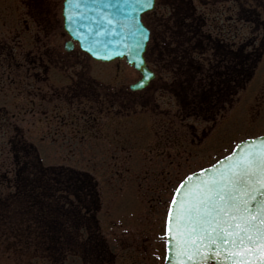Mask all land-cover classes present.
<instances>
[{"label": "snow or ice", "instance_id": "snow-or-ice-1", "mask_svg": "<svg viewBox=\"0 0 264 264\" xmlns=\"http://www.w3.org/2000/svg\"><path fill=\"white\" fill-rule=\"evenodd\" d=\"M186 3L187 0H65L64 26L71 36L67 47H73L74 39L98 60L128 58L142 73L135 86L143 90L159 71L148 68L144 55L154 29L144 23L143 14L155 13L157 4L171 5L173 11L161 19L176 39L179 47L174 51L179 55L161 67L173 74L172 87L181 95L185 115L198 114L197 84L202 81L197 74H206V62L215 67L216 61L229 53L212 52L211 45L202 47L196 42L203 40V33L198 32V18L185 10ZM241 23L242 20L233 25L237 34ZM82 92L89 95L86 88ZM140 100L147 103L143 97ZM79 107L83 110L82 103ZM183 168L180 165L174 174L165 175L169 199L161 236L164 255L156 258L163 264H264V136L236 137L215 158L209 154L205 163L194 167L189 163L187 170L181 171ZM41 179L37 175L33 184ZM18 195L22 203L28 204L32 217L42 221L43 208H37L28 193ZM82 222H76L77 231L71 235L74 243L87 245L90 239L79 231Z\"/></svg>", "mask_w": 264, "mask_h": 264}, {"label": "rangeland", "instance_id": "rangeland-1", "mask_svg": "<svg viewBox=\"0 0 264 264\" xmlns=\"http://www.w3.org/2000/svg\"><path fill=\"white\" fill-rule=\"evenodd\" d=\"M195 3L196 5H199V1H196ZM202 3L205 2L203 1ZM257 4H260L258 0H252V3L248 4V6H245L244 9L241 10L239 9L238 4V6L233 4V8H229L231 3L216 2L215 4H203L201 5L200 10L203 12L204 16L210 20L214 18L215 20L226 22L229 13H233L234 16L248 20L253 15V13H251L252 7H258ZM259 10L263 11L261 15V17H263L264 8L260 7ZM156 11L158 14H155V17H161V13L168 14L171 11V8L166 7V4H158ZM254 15L256 14L254 13ZM218 17L221 20L218 19ZM148 21L149 19L147 22ZM241 24L245 25L246 22H242ZM152 25H154L155 31H157L154 22ZM248 26L250 27L249 24ZM207 29L209 31H214L212 26H207ZM246 29L250 32V28ZM245 33L246 32H242L241 35L244 36ZM248 35L250 37V33ZM14 50L16 55L18 52L19 55H22L23 52L25 53L29 48L17 47L14 48ZM26 56L27 58H30V55L27 54ZM12 63L13 64L7 68L6 63L3 65L0 62V114L3 115L2 112H5V110L8 112L9 124V128H7V125H2L0 122V195H7L8 193L11 194L14 192L13 188L10 186L11 180L15 177L14 168L17 169L18 165L23 162V154L27 149L23 147V149H19L17 152L11 148L13 147L11 144L17 142L11 141L13 136L16 137L14 133H16L17 130H21L24 132L25 140L33 141L36 144L44 165L66 164L82 170H89L94 174L93 176L97 184L96 188H98L99 191V199L101 200V205L103 204L100 207L98 214V218L102 225L100 234L108 239L107 242L109 246L118 247L119 245L116 242L122 240L128 244H132V241H137L138 238L135 236L134 232L136 224L130 221V217L134 218L135 216H140L143 225L146 223L148 227L152 226L151 232L149 230L150 236L148 240L144 242V238H142L140 242L142 249H148L147 251H144L148 256L145 264H160L162 261L161 259L156 258L157 255L161 257L164 255V242L162 244V240H160L158 233L163 232L164 217L167 211L166 202L169 199V193L165 191L164 188L166 183L165 172L158 173L159 175L151 173L150 175L145 176V179H142L141 177V180L139 179V175L136 176L133 174V170L140 169L144 163V166L153 168V164L158 163L157 158H159L156 157V152L165 150V160L167 161L166 169H169V173L174 174L180 165H184V168L180 169L181 171H184L187 170L189 163H191L193 167L197 164L205 163L209 158V154L215 158L220 155L221 151L226 150L232 139L236 137L264 133L263 63L260 71L255 74V77L252 79L247 89L240 94L232 106L223 114V116L220 117L221 120L215 122L214 125L216 127H214L210 135L212 146H208L205 142L202 144L204 145L203 147L201 145L200 152L197 155H194V152H192L195 149V145L193 146L187 142L190 139L188 131H194L193 128H195L197 134H200L201 130L205 129V135H207V131L210 130V123L206 124L201 120L190 118L188 121L193 123V127H188V129L185 130V126L183 127L179 123V117L172 116L170 111L168 115L167 113L160 115L162 112L161 108L163 111H165L166 108H171L172 111L176 109L174 107L175 100L170 98L171 95L167 92L161 90L153 91L152 88L146 92H138L133 94L134 97L139 98L141 96L143 99L147 100V103H139L138 100L135 104H125L122 107L124 110H135L136 108L141 109L144 107L146 109L145 111L148 110V113H145L144 115H134L129 118L116 117V119L109 114L108 117L106 113L105 115H102L99 122L105 124L104 128L105 134L108 136L107 139H109V136L114 132V126L118 125L116 124L117 121L123 122L121 126L131 125L132 122L130 121H137L139 124H141L140 122L142 121L147 123L146 125L151 122V124L154 125L153 129L160 130V132L165 130L163 121L170 118L172 122L175 123V125H173L174 127L169 129V132L171 137L174 136L177 139L173 141L175 142L176 149L181 153H177L176 150L172 149H163V143L162 145L160 144L161 147L156 144L157 135L154 132L153 135L146 130L143 132H134L131 128L124 129L121 127L122 131L125 132V134H123L125 135L124 137H127L129 140L125 144L126 149L118 150L122 154H120L121 159L119 160V163L116 164L109 155L112 151L109 146L112 145L103 144L98 139L83 138L81 136L69 140L62 134V129L58 123V121L61 120H55V118L51 120L50 117H40L39 110L41 108L46 109L48 115L51 116L56 114V112L54 109H51L49 104L43 102L41 105L38 99L37 101L35 100L37 95V82L31 75L34 72L33 65ZM61 69L63 70V67ZM64 72L70 73L71 70H64ZM91 72L97 80L101 82L105 81L106 86H108L107 83H110V87H118V93L123 92L124 88L128 87L129 83L138 78L137 73H135L134 70L124 61L116 63L95 61L92 63ZM53 78L51 72L50 81H53ZM62 80L64 81V78ZM120 88L122 89L120 90ZM152 103H158L160 107L154 109L155 107ZM63 110L62 113H67V116H65L64 119L66 120V123H68L70 122V116L72 113L66 111L65 108H63ZM40 126L45 127L48 130L47 132L51 133L57 130L58 132L53 133L56 137L53 139L48 134L44 138L39 131ZM134 141H138V143L133 144ZM141 142L143 144H140ZM26 143L28 142H18L17 144L21 145ZM178 143H183L184 148L182 149L181 145L178 146ZM147 151L153 155L149 159V164H146L148 156L143 154ZM129 153H132L133 157H128ZM136 153H138V156ZM18 155L21 157H18ZM135 158L137 159V163L134 161ZM171 161L173 162L171 163ZM139 182H141L142 185L138 187L136 186V183ZM148 185L159 186L160 189L164 190V193L160 192V195H164L165 203L157 206L151 205L149 207L144 205L137 210V207H134V204L136 203V192L128 190V188L131 186L134 188L136 186V190L143 195L144 199L145 196H147L146 199H150V196L158 195L159 190L156 192H145ZM112 189L115 190V192H111ZM114 196H116V202H110L111 205L107 204L106 200L112 199ZM109 217H113L114 219H109ZM8 218L10 220L13 218L14 221L16 216L9 215ZM22 229L24 228H20L18 231H22ZM14 234L15 232L11 230L10 224H7V226H0V264H31L32 260L28 255L32 252L31 248L29 250L24 249L20 253L10 252L6 254L5 251L9 247L8 245L14 241L12 237ZM14 246L15 245H13L11 249L19 250V248H15L16 246ZM39 260L40 261L36 259V264H51L48 260ZM59 264H61V261Z\"/></svg>", "mask_w": 264, "mask_h": 264}, {"label": "flooded vegetation", "instance_id": "flooded-vegetation-1", "mask_svg": "<svg viewBox=\"0 0 264 264\" xmlns=\"http://www.w3.org/2000/svg\"><path fill=\"white\" fill-rule=\"evenodd\" d=\"M62 4L63 0H0V54H3L4 49L9 47H29L33 49V52H28L31 57L30 60H24L21 57L18 62L34 64V76L37 82L36 96L39 103L42 105L43 102H46L51 108L56 109L62 106L61 102L81 101L83 110L78 132L82 131L81 135L86 137V133L89 134L90 129H94V124L98 121L106 100L110 99L105 89L87 87L88 83L84 68L82 72H77L75 77L73 73L68 75L72 82L67 84L66 87H62L58 92L48 82L47 72L50 68L84 62L79 54L76 53L77 55H75V53L67 52L64 49L69 41V36L63 26ZM72 44L74 49L79 47L76 41H73ZM7 58L9 57L5 55L1 61L7 62ZM85 88L89 90V95L83 94L82 89ZM113 95H115V100L122 99V97L120 98L121 93ZM125 101L135 102L137 100L136 98H131V100L128 98ZM90 105L92 107H89ZM73 107L72 103L66 110L72 111ZM41 111H45V109L41 108ZM117 113L121 115L122 109H118ZM42 114L45 115V113ZM123 115L126 116L129 113ZM116 124L118 125L114 126L111 138L114 142H120L124 131L121 129V121H117ZM124 128H131L134 132L147 130V127L142 124L140 126H124ZM162 141L165 143L172 141L170 132L162 138ZM194 141V139H191L190 143L193 145ZM177 153L181 152L178 151ZM166 168L167 161L163 160L161 164L154 163L153 169L150 171L148 169V171L152 174L155 173V175L164 172L167 174L169 171H165ZM144 170V174L147 175V169ZM157 190H159L158 195L145 199L147 203L145 205L157 206L165 203L164 198L160 195V192L162 193L164 190L160 189L159 186L148 185L145 192H156ZM146 233L147 228L144 227V229L135 233V236L140 235L137 241L128 244L122 240L117 242L119 246L114 248L109 246L105 248L71 247L66 254V264H145L148 256L144 251L148 249L141 248L140 238L145 234L144 242H146L148 238Z\"/></svg>", "mask_w": 264, "mask_h": 264}, {"label": "trees", "instance_id": "trees-1", "mask_svg": "<svg viewBox=\"0 0 264 264\" xmlns=\"http://www.w3.org/2000/svg\"><path fill=\"white\" fill-rule=\"evenodd\" d=\"M195 17L198 18L196 21L199 26L198 32L203 33V40H198L196 42L201 43L202 47H207L208 45H211L210 50L212 52H215L217 50L223 51L221 47H223L225 49L224 51L227 52V49H229L230 47V53L228 54V56L217 60L215 67L212 65L208 69H206V74H197L198 80L205 81L208 83L206 89H197L199 93L198 114L208 117L213 115L217 110H219L223 98H228L229 100L235 96L236 89L240 87L243 83V80H245L249 76V72L252 66L250 65V60H247L249 54L243 51V45L236 43L238 40L236 31L233 32V41H231V46H229L228 40H226V38L229 39V37L223 35L222 38L218 34H212L211 31H208L203 27L200 17ZM161 41H163V43ZM178 47L179 46L177 44L176 39L173 38L172 32L170 30H167L166 32L162 33L160 37L158 49L159 55L157 51H155L154 55L158 56L159 58H162L163 61L167 62L169 60V62H171L172 60L176 59L179 55L178 52L174 51V49H177ZM229 84H232V89L229 88ZM188 99H191L190 94L188 95ZM205 105H207L208 109L205 108ZM37 175H39L38 170L36 168L32 169L28 178L22 183V186L26 190V192L23 193H28L30 195V198L34 202L35 206L37 208H43L44 211L42 214V222H44L45 219L49 220L57 219L58 217L62 216H69V213L67 212L68 207L66 205H62L57 208V204H48V202H53L54 193H50L44 196V199L48 200L46 205H44V202L41 203V201H38L37 189L40 187L37 185V183L39 181L36 182L35 185L33 184L34 177H36ZM57 180L58 179H56V181ZM74 180L75 179H73V181ZM47 181L48 180H43L42 183L43 187L41 189L44 191L51 190L55 186L53 184V179H51L52 184H47ZM55 184H59V187L57 189L58 191L66 189L65 185H62L61 182H55ZM82 186L86 187L83 183L81 184V187ZM30 216L32 217L31 214ZM44 238H48V235L46 237H43V239ZM53 242V240L47 241V244H52Z\"/></svg>", "mask_w": 264, "mask_h": 264}, {"label": "water", "instance_id": "water-1", "mask_svg": "<svg viewBox=\"0 0 264 264\" xmlns=\"http://www.w3.org/2000/svg\"><path fill=\"white\" fill-rule=\"evenodd\" d=\"M116 57H120V56H116ZM113 58H115V57H113ZM127 59V61L130 63V64H132L133 65V63H132V61L131 60H129L128 58H126ZM137 68V67H136ZM138 69V68H137ZM139 70V69H138ZM137 84V83H136ZM135 84V85H136ZM135 85H132L131 87L132 88H137Z\"/></svg>", "mask_w": 264, "mask_h": 264}]
</instances>
